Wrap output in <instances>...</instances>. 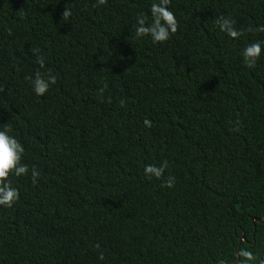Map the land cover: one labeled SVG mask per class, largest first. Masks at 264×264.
Masks as SVG:
<instances>
[{
    "label": "trees",
    "instance_id": "obj_1",
    "mask_svg": "<svg viewBox=\"0 0 264 264\" xmlns=\"http://www.w3.org/2000/svg\"><path fill=\"white\" fill-rule=\"evenodd\" d=\"M152 2L0 0V129L41 173L35 186L10 177L20 199L0 206V264L264 257V52L252 69L240 55L264 33L233 40L215 25H264V0H172L179 29L163 44L135 37ZM33 48L57 78L41 97L24 79ZM164 160L173 188L143 172Z\"/></svg>",
    "mask_w": 264,
    "mask_h": 264
},
{
    "label": "clouds",
    "instance_id": "obj_2",
    "mask_svg": "<svg viewBox=\"0 0 264 264\" xmlns=\"http://www.w3.org/2000/svg\"><path fill=\"white\" fill-rule=\"evenodd\" d=\"M108 0H96L94 7L104 6ZM172 0H153L150 5V16L140 12L136 16L135 37L141 39L143 37H150L153 44H163L167 42L171 36L175 35L179 29V22L175 13L170 9ZM72 12L70 8L65 7L61 17L67 20L71 17ZM215 25L220 32L225 33L233 40L239 39L245 32L250 33H264V25L253 27L249 25L245 29H237L236 21L230 16L220 14L215 19ZM8 34L11 35V29H8ZM32 52L36 55V64L39 69L32 75L25 76V80L30 83L33 93L37 97L44 96L57 83L56 76L51 69L45 67V57L40 54L39 48H33ZM262 52H264V40H255L247 43L241 50L243 64L246 68H255L257 61L260 59ZM106 85L97 90L98 98L104 100V92ZM4 90L0 88V92ZM110 102V98H108ZM120 106L124 107L126 101L120 100ZM143 124L150 128L152 121L144 118ZM233 131H239V128H233ZM13 128L5 124L0 129V206L11 209L20 199L19 189L13 186L10 177H24L30 175V181L33 186L37 185L38 178L41 173L39 169L32 165L31 167L24 162L25 147L21 141L14 135ZM169 164L167 160L162 161L159 165L146 164L143 168L145 177L148 179L155 178L161 180L163 183L161 187L173 188L175 186V176L169 175L164 178V173ZM99 248V245L95 246ZM98 259L103 260V252L99 253ZM215 264H229L224 258H218ZM230 264H264V257L259 253H254L250 250V246L239 247L233 256Z\"/></svg>",
    "mask_w": 264,
    "mask_h": 264
},
{
    "label": "water",
    "instance_id": "obj_3",
    "mask_svg": "<svg viewBox=\"0 0 264 264\" xmlns=\"http://www.w3.org/2000/svg\"><path fill=\"white\" fill-rule=\"evenodd\" d=\"M262 218H264V214H263ZM263 220H264V219H263ZM251 221L254 222V223L262 222V221H260V220H258V219H256V218H252ZM241 240H243V237H242Z\"/></svg>",
    "mask_w": 264,
    "mask_h": 264
}]
</instances>
